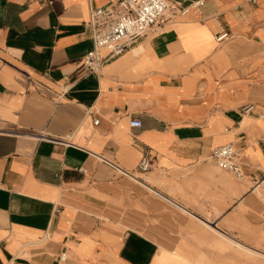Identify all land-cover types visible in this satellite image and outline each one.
Wrapping results in <instances>:
<instances>
[{
    "label": "crops",
    "instance_id": "1",
    "mask_svg": "<svg viewBox=\"0 0 264 264\" xmlns=\"http://www.w3.org/2000/svg\"><path fill=\"white\" fill-rule=\"evenodd\" d=\"M117 1L0 0V264H264V0H170L200 6L89 73Z\"/></svg>",
    "mask_w": 264,
    "mask_h": 264
},
{
    "label": "built area",
    "instance_id": "2",
    "mask_svg": "<svg viewBox=\"0 0 264 264\" xmlns=\"http://www.w3.org/2000/svg\"><path fill=\"white\" fill-rule=\"evenodd\" d=\"M199 6V3H195L187 7H179L170 0H119L106 6L91 8L88 27L91 31L93 47L85 56L83 66L89 73L98 74L107 62L129 51L139 39L163 24L171 13L186 16ZM230 39L228 33L216 37L219 43ZM254 109V105L248 104L242 108V112L248 114ZM98 123V120L95 121V124ZM129 124L135 128L143 126L142 121L137 118L130 119ZM211 158L221 169L234 174L238 179L245 178V163L233 143L216 147ZM99 159L122 174H126L112 160L103 156H99ZM153 166L150 153L145 152L138 165V171L146 173L152 170ZM80 171L84 172V169Z\"/></svg>",
    "mask_w": 264,
    "mask_h": 264
}]
</instances>
